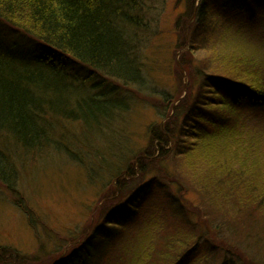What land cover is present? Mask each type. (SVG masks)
I'll return each instance as SVG.
<instances>
[{"label":"trees","instance_id":"16d2710c","mask_svg":"<svg viewBox=\"0 0 264 264\" xmlns=\"http://www.w3.org/2000/svg\"><path fill=\"white\" fill-rule=\"evenodd\" d=\"M164 2L0 0V183L18 192L31 159L72 157L75 128L87 152L112 150L106 142L135 95L153 93L145 57ZM180 3L191 92L172 119L149 126L144 147L113 149L114 179L136 175L135 166L143 175L123 201L77 243L39 240L52 264H117L136 227L138 262L155 246L151 264H203L213 254L218 264H264V0ZM217 37L229 51L201 48ZM202 49L209 57L199 60ZM9 248L0 246V264L20 254Z\"/></svg>","mask_w":264,"mask_h":264},{"label":"rangeland","instance_id":"374dc122","mask_svg":"<svg viewBox=\"0 0 264 264\" xmlns=\"http://www.w3.org/2000/svg\"><path fill=\"white\" fill-rule=\"evenodd\" d=\"M180 1L165 0L158 10V34L147 48L145 57L150 69L146 72L147 85L154 95L140 99L135 95L137 105L131 103L125 126L121 132L112 133L113 142L109 139L106 142L112 150L108 147L102 154L99 146L98 152H87L84 134L75 128L72 138L76 135V144L81 143L74 149V157L56 152L47 158L31 159L21 168L18 192H12L0 183V246H8L20 253L13 255L8 264H52L54 254L48 253V249L38 251L40 239L51 235L57 241L70 242L69 245L77 243L92 231L105 213L124 200L121 199L123 193L141 183L143 175L139 173V166H135L136 175H126L118 180L112 177L110 169L117 167L118 158L113 149L121 154L128 148L137 151L144 147L148 142L149 126L162 119L164 123L172 119L173 108L191 92L192 78L182 64L183 51L190 48H180L190 37V22ZM219 37L212 45L207 42L201 48L210 55L214 46L229 51V45L218 40ZM203 49L198 54L199 60L209 57ZM88 153L96 159L88 160ZM137 230L138 227L127 233L118 251L117 264H151L155 259L157 251L154 246V249L147 250L150 255L144 257V262L143 258L138 262L144 240ZM157 238L160 242L164 240L159 233ZM219 261L220 256L213 254L203 264H218Z\"/></svg>","mask_w":264,"mask_h":264}]
</instances>
